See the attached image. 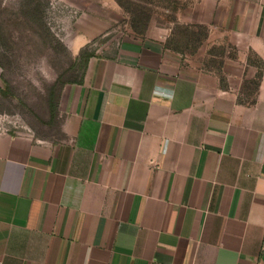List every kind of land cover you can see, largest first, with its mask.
I'll use <instances>...</instances> for the list:
<instances>
[{
	"label": "crops",
	"instance_id": "1",
	"mask_svg": "<svg viewBox=\"0 0 264 264\" xmlns=\"http://www.w3.org/2000/svg\"><path fill=\"white\" fill-rule=\"evenodd\" d=\"M194 21L228 36L223 74L126 36L64 90L61 139L0 129V264H264V0Z\"/></svg>",
	"mask_w": 264,
	"mask_h": 264
},
{
	"label": "rangeland",
	"instance_id": "2",
	"mask_svg": "<svg viewBox=\"0 0 264 264\" xmlns=\"http://www.w3.org/2000/svg\"><path fill=\"white\" fill-rule=\"evenodd\" d=\"M202 1L0 0V129L61 139V99L81 76L75 64L80 49L109 56L126 36L136 40L167 29L169 47L202 69L223 74V59L234 58L233 46L227 35L209 36L207 26L194 21ZM134 10L143 13L135 28ZM75 36L92 38L72 50ZM247 59L260 63L250 51ZM256 85V78L244 81L239 99H252Z\"/></svg>",
	"mask_w": 264,
	"mask_h": 264
},
{
	"label": "trees",
	"instance_id": "3",
	"mask_svg": "<svg viewBox=\"0 0 264 264\" xmlns=\"http://www.w3.org/2000/svg\"><path fill=\"white\" fill-rule=\"evenodd\" d=\"M140 12H141L140 10H134V12H131V14L133 16V19H132L133 22H132L131 26L134 28L136 27L135 25L137 23H139L141 20L143 13L141 14ZM173 49L175 50V48H173ZM92 55H94L93 50H85L83 48L80 49L78 55L76 56V59H75L76 63L75 64H78V66H80L82 68V71H83V67L87 63L89 57H91ZM257 67H258V72L256 74V80L258 81V79L260 78V75H261L262 64L259 63V65ZM81 76H82V73H81ZM80 79H81V77H80ZM0 92H1V90H0Z\"/></svg>",
	"mask_w": 264,
	"mask_h": 264
}]
</instances>
